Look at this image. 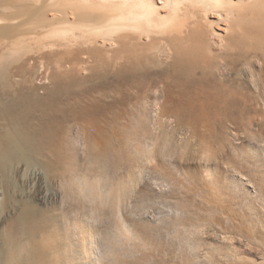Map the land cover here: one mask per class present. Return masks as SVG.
Masks as SVG:
<instances>
[{
	"label": "bare ground",
	"instance_id": "1",
	"mask_svg": "<svg viewBox=\"0 0 264 264\" xmlns=\"http://www.w3.org/2000/svg\"><path fill=\"white\" fill-rule=\"evenodd\" d=\"M261 72L264 0H0V264L42 263L50 213L17 204L14 172L48 170L37 155L61 123L92 121L97 108L75 105L91 89L152 91L157 118L213 126L251 107L246 80Z\"/></svg>",
	"mask_w": 264,
	"mask_h": 264
},
{
	"label": "rangeland",
	"instance_id": "2",
	"mask_svg": "<svg viewBox=\"0 0 264 264\" xmlns=\"http://www.w3.org/2000/svg\"><path fill=\"white\" fill-rule=\"evenodd\" d=\"M262 72L246 80L249 112L213 126L157 118L152 91L102 85L81 97L75 105L98 109L95 125L61 123L54 149L36 157L48 170L14 172L17 204L51 215L40 263L264 264Z\"/></svg>",
	"mask_w": 264,
	"mask_h": 264
}]
</instances>
